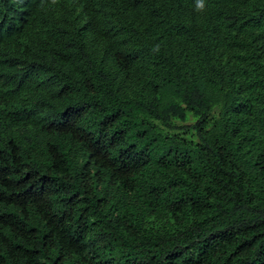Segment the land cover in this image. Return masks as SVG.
Returning <instances> with one entry per match:
<instances>
[{"label":"trees","instance_id":"trees-1","mask_svg":"<svg viewBox=\"0 0 264 264\" xmlns=\"http://www.w3.org/2000/svg\"><path fill=\"white\" fill-rule=\"evenodd\" d=\"M0 0V264H264V0Z\"/></svg>","mask_w":264,"mask_h":264},{"label":"clouds","instance_id":"clouds-1","mask_svg":"<svg viewBox=\"0 0 264 264\" xmlns=\"http://www.w3.org/2000/svg\"><path fill=\"white\" fill-rule=\"evenodd\" d=\"M197 9L200 11H203L205 8L204 0H197Z\"/></svg>","mask_w":264,"mask_h":264}]
</instances>
